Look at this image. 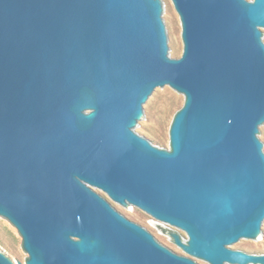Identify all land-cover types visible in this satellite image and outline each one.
Listing matches in <instances>:
<instances>
[{
	"label": "water",
	"instance_id": "1",
	"mask_svg": "<svg viewBox=\"0 0 264 264\" xmlns=\"http://www.w3.org/2000/svg\"><path fill=\"white\" fill-rule=\"evenodd\" d=\"M172 2L180 57L170 0H0V219L26 264H198L110 200L208 264H264L236 249L264 242V0ZM172 89L169 148L143 135Z\"/></svg>",
	"mask_w": 264,
	"mask_h": 264
},
{
	"label": "rangeland",
	"instance_id": "2",
	"mask_svg": "<svg viewBox=\"0 0 264 264\" xmlns=\"http://www.w3.org/2000/svg\"><path fill=\"white\" fill-rule=\"evenodd\" d=\"M170 2L172 5L170 22L178 42L175 57H180L183 52L182 24L172 0H170ZM184 102L185 97L174 89H172L168 94L161 92L157 102L151 110L153 121L143 136L152 137L170 148L169 133L171 124L175 114L184 105ZM101 193L105 195L103 192ZM110 201L129 219L141 224L144 227L151 228L162 243L179 252L180 254H184L183 249L179 247L174 240H172L173 232L168 227L157 230L148 217L147 213L131 211L112 200ZM177 234L180 237L187 239L186 233ZM0 246L15 264H19L20 262L26 264L29 254L24 249L23 238L21 234L11 222L2 218L0 219ZM236 249H242L247 252L264 253V242L257 241ZM197 261L199 264H208L201 259H197Z\"/></svg>",
	"mask_w": 264,
	"mask_h": 264
},
{
	"label": "flooded vegetation",
	"instance_id": "3",
	"mask_svg": "<svg viewBox=\"0 0 264 264\" xmlns=\"http://www.w3.org/2000/svg\"><path fill=\"white\" fill-rule=\"evenodd\" d=\"M187 235V234H186ZM187 237V236H186ZM230 246V245H229ZM239 250H242V249H239ZM244 251V250H243ZM184 255H187V256H190V257H192L198 264H199V262L197 261V259H199V258H197V257H193V256H191V255H189L188 253H186L185 251H184Z\"/></svg>",
	"mask_w": 264,
	"mask_h": 264
}]
</instances>
